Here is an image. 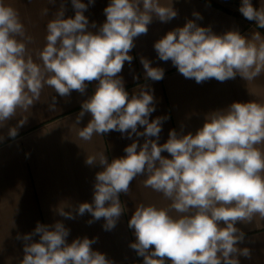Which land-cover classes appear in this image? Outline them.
Here are the masks:
<instances>
[{
    "label": "clouds",
    "instance_id": "1",
    "mask_svg": "<svg viewBox=\"0 0 264 264\" xmlns=\"http://www.w3.org/2000/svg\"><path fill=\"white\" fill-rule=\"evenodd\" d=\"M70 3L74 15L66 17L61 0L46 24L44 46L33 54L19 12L0 0V128L19 110L33 107L45 87L54 90L49 108L55 110L57 96L68 98L73 91L84 95L94 83L75 117L78 125L90 117L79 138L90 141L116 131L132 142L125 155L111 160L105 152L86 156L87 166L100 168L91 202L58 206L56 214L74 220L87 213L89 225L103 220L102 229L112 231L125 213L121 195L143 177V186L167 203L141 202L127 222L135 237L129 248L142 264H241L240 257L251 259V249L240 246L246 234L238 225L257 216L264 219V103L232 102L206 113L194 133L185 132L181 124L160 143L169 117L150 119L157 100L147 82L163 80L165 69L141 56L145 83L131 94L120 73L126 62L131 65L136 39L148 33L154 20L168 23L178 16L173 0H109L99 26L85 15L95 0ZM238 10L264 29V7L241 0ZM193 16L154 42L158 60L171 61L179 74L197 84L237 76L252 81L264 72V36L259 32L250 37L238 29L216 34L196 22L202 19L200 13ZM26 122L18 119L7 136L14 139ZM69 235L63 220L37 222L32 232L16 237L23 241L19 264H115L93 248L98 237L69 242Z\"/></svg>",
    "mask_w": 264,
    "mask_h": 264
},
{
    "label": "crops",
    "instance_id": "2",
    "mask_svg": "<svg viewBox=\"0 0 264 264\" xmlns=\"http://www.w3.org/2000/svg\"><path fill=\"white\" fill-rule=\"evenodd\" d=\"M214 2L224 9L202 0H173L178 16L168 23L154 20L148 33L136 39V46L130 53L133 56L131 65L126 62L120 73L126 90L131 94L145 83L141 56L151 60L153 66L165 69L163 80L147 82L154 89L157 100L156 111L150 119L169 117L163 123L160 143L166 142L171 129L179 131L181 124L185 126V132L194 133L204 123L206 113L223 109L232 102L264 103V72L252 81L237 76L223 83L211 79L197 84L194 79H186L179 74L171 61L157 58L154 42L175 27H182L187 20L195 19L193 12L202 16L196 21L200 26H210L216 34L238 29L244 36L250 37L253 32L264 36L256 26L244 24L223 3ZM5 3L19 12L26 34L32 40L28 45L29 51L35 54L44 46L46 24L59 9L61 0H56L55 4H50L49 0H5ZM64 3L66 17L74 15L70 0H64ZM108 3L109 0H95L94 5L89 6L85 15L90 23L95 22L99 26L105 21L103 9ZM162 3L168 4L171 0H162ZM252 3L256 7H264V0H252ZM93 88L94 83L89 84L84 95L73 91L68 98L57 96V106L50 110L51 97L55 93L45 87L33 107L26 112L19 110L16 118L0 128V135L4 136L0 141V264H19L23 256V241L16 239L18 234L32 232L37 222L52 224L56 220H63L70 229L69 242L76 237H98L93 248L107 254L115 264H142V258L129 248L135 237L127 222L141 202L161 206L167 203L160 194L143 186V177H137L131 183L129 193L121 195L125 213L112 231L102 229L103 220L89 225L90 214L69 220L58 216L55 211L58 206L91 202L95 173L100 168L87 166L86 156L105 152L111 160L125 155L124 148L132 142L121 138L116 131L104 136L95 135L90 141L79 138L81 127L90 117L86 115L80 125L75 123V117L81 102L91 95ZM23 118H27V122L19 128L18 135L14 139L8 137V128L16 126L18 119ZM238 227L246 234L240 246L248 247L252 252L251 259L240 257L241 264H264V219L257 216L251 223Z\"/></svg>",
    "mask_w": 264,
    "mask_h": 264
},
{
    "label": "rangeland",
    "instance_id": "3",
    "mask_svg": "<svg viewBox=\"0 0 264 264\" xmlns=\"http://www.w3.org/2000/svg\"><path fill=\"white\" fill-rule=\"evenodd\" d=\"M215 1H219L220 3H223L227 8H229V9H231L232 10V12H234V13H236V14H238V15H240L242 18V22L244 23V24H249V20H246V18H244L243 16H242V14L239 12V6L240 5H237V4H227V3H225L223 0H215ZM251 22H253V21H251ZM254 23V22H253Z\"/></svg>",
    "mask_w": 264,
    "mask_h": 264
},
{
    "label": "trees",
    "instance_id": "4",
    "mask_svg": "<svg viewBox=\"0 0 264 264\" xmlns=\"http://www.w3.org/2000/svg\"><path fill=\"white\" fill-rule=\"evenodd\" d=\"M202 1H204V2H206V3H208V4H210V5H213V6H215V7H218V8H222V9H224L222 6H219L217 3H215L214 2V0H202ZM227 2H230V3H232V4H237V5H240V3H241V1H233V0H226ZM238 17H240V18H242L240 15H238V14H236ZM247 20V19H246ZM249 22V24H248V26L249 25H254V26H256L255 25V23H253V22H251V21H248ZM259 29V28H258ZM262 33H264V29H259Z\"/></svg>",
    "mask_w": 264,
    "mask_h": 264
}]
</instances>
